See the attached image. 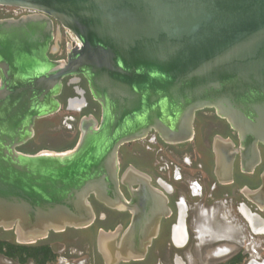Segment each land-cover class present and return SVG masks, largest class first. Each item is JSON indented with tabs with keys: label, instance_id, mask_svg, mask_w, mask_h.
<instances>
[{
	"label": "water",
	"instance_id": "95a60500",
	"mask_svg": "<svg viewBox=\"0 0 264 264\" xmlns=\"http://www.w3.org/2000/svg\"><path fill=\"white\" fill-rule=\"evenodd\" d=\"M33 13L0 20V228L31 243L50 230L94 219L90 202L129 210L106 264L142 259L167 198L118 150L154 131L167 143L189 140L195 112L213 108L238 133L242 166L264 145V0H0ZM57 22L55 24L54 22ZM60 27L74 36L55 60ZM80 74L101 107L81 124L75 146L24 153L38 118L60 108L62 79ZM220 167L232 170L234 153ZM220 156V155H219ZM121 185H125L127 199ZM253 200L264 205L262 184Z\"/></svg>",
	"mask_w": 264,
	"mask_h": 264
},
{
	"label": "flooded vegetation",
	"instance_id": "af4514ba",
	"mask_svg": "<svg viewBox=\"0 0 264 264\" xmlns=\"http://www.w3.org/2000/svg\"><path fill=\"white\" fill-rule=\"evenodd\" d=\"M33 13L25 8L0 5V20L20 18ZM57 24V22H54ZM74 36L60 27L58 48L49 53L55 60H67ZM60 108L38 118L34 134L20 145L24 153L41 150L65 151L78 141L82 122L100 119L101 107L94 100L86 78L80 74L62 79L57 96ZM61 116L66 129L77 131L73 144L62 148L30 145L38 135L54 130L39 124L49 116ZM238 133L213 108L195 112L193 135L178 143L164 142L151 131L142 139L120 146V175L129 166L146 173L152 186L167 198V211L144 258L120 261L117 264H264V205L253 200V193L262 184L264 145L259 144V162L252 170L241 162ZM232 170L220 167L221 154L228 163L232 151ZM220 155V156H219ZM124 196L130 192L121 185ZM92 222L81 228L50 230L46 237L31 243H19L14 229L0 228V259L3 264H106L102 248L119 239L132 219L129 210L107 207L92 195Z\"/></svg>",
	"mask_w": 264,
	"mask_h": 264
},
{
	"label": "rangeland",
	"instance_id": "374dc122",
	"mask_svg": "<svg viewBox=\"0 0 264 264\" xmlns=\"http://www.w3.org/2000/svg\"><path fill=\"white\" fill-rule=\"evenodd\" d=\"M60 39L58 40L59 43ZM39 124H47L54 127V130L51 132L44 133L41 130L38 131V135L35 140L25 147H23L27 151H34L35 148L38 147L39 144H48L51 147L62 148L67 145L73 144L77 137V131L74 129H66L61 124V116L58 114L57 116H49L45 118L43 121H39ZM5 233L0 231V236H3ZM0 264H3V261L0 259Z\"/></svg>",
	"mask_w": 264,
	"mask_h": 264
}]
</instances>
